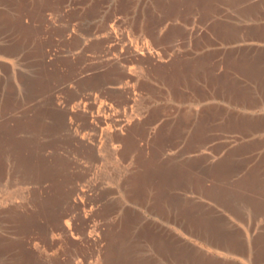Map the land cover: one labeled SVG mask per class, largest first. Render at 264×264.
<instances>
[{
	"label": "rangeland",
	"instance_id": "1",
	"mask_svg": "<svg viewBox=\"0 0 264 264\" xmlns=\"http://www.w3.org/2000/svg\"><path fill=\"white\" fill-rule=\"evenodd\" d=\"M21 1H23V6L19 9L20 11L18 7H16L17 10H14V8L12 10L11 7L5 6L0 1V10H8V14H4L0 21V128L2 126L1 123H13L16 116L22 117L25 114H34L32 113L34 101L35 104L37 103L43 109L48 107V99L44 100L46 89H44V96L39 93L41 90L35 83L37 79L36 72L44 71L48 68L49 62L43 61L45 56L55 53L51 63L52 67L58 72L61 71L71 81L76 79L74 75L77 76L81 70L93 68L94 65L99 64L95 57L101 56V54L104 56L109 50L111 52V49L113 53L119 52V48L118 46L115 47L117 44L114 42L104 37L103 40H95V43L92 37L88 36L89 33L86 32L91 29L90 24H88V18L93 16V10L98 5L103 6V10H105V14H103L104 21L107 24L116 21L117 32L125 34V38L129 41L150 43L155 48L157 47V50L167 52L169 54L168 56L166 55L167 57H170L173 51L176 50L179 51L182 59H198L199 62H203L206 65L203 71L193 72V69L190 71L182 69L181 74L171 71V74L163 76V78L158 72V79L154 76L157 75V71L154 69L150 71V74L156 80L149 77V70L145 62H138L128 53L129 55L125 54V60L129 65L131 64L129 67L131 74L135 78H139V81H130V79L124 78L121 72L115 71L112 74L114 78H123L122 83L129 81L134 86L140 87L138 94L141 100L137 106H134L135 110L133 111L137 113L140 111L143 124L145 122L149 127L157 126L159 129L161 125L160 134H164L166 129L174 127V129L170 130L171 134H166L168 138L165 140L167 142L166 151L170 153L169 155L176 158H174V162L178 161L183 165L185 163L188 167L187 170L191 171L187 172V174L184 172L183 177L181 175L175 176L172 180V183H175L172 187L173 190H168V194L167 192L163 193L161 190L158 191L159 186L157 184L160 179H152L155 182V186L150 187L149 192L152 191L150 193L157 199V204L159 203L155 214H152L146 209L150 204V196L146 195V193H139L141 196H132L128 187L131 177L135 181L138 180L139 183L141 176L139 177L135 172L138 171L139 173L140 168L146 169V161L142 160L141 157L139 161L134 160L129 154L121 151L122 155L120 153L115 155L109 148L110 136L112 137L114 133L111 132L112 130L105 129L107 127L106 124L101 123L98 128L93 129L90 121L83 116L80 110H77L76 114L71 118L80 131L87 135L97 134V138H100V140L97 139L98 145H96L95 150H90L85 146H82L83 148L78 147L66 137H56V133L60 134V131L51 133L53 130L50 125L52 123L51 118L56 115L51 110L45 111L48 117L45 113L38 114L41 119H38L37 125L19 123L17 132L23 138L30 137L27 139L32 140L33 145L35 144L33 142L34 139L38 145H34V148L37 146L38 149L35 148L37 151L42 152L48 149L51 153H54V155L52 154L51 163L55 160L58 165L56 175L64 174L60 176V179H64V185L71 187L74 184H78L83 186L86 191H89H87L86 196L89 203L87 208L93 206L94 210H98L97 208L103 207L101 206L102 201L106 202L108 200V206L111 208H109V211H111L108 212L109 217L103 213L104 208L103 211L99 209L100 213L98 211V213L96 211H93V213L94 216H97V214L101 215H98V218L92 215L93 219H91L93 221L90 223L101 224L105 222L106 218L109 221H113L120 218L123 219V217L128 221L126 224H130L127 227L130 230L128 236H131L130 238L127 236L126 241H124V245L126 244L127 248L118 244L121 248L120 251H122L120 260L121 262L123 261L122 264H220L221 259H226L222 264H252L249 254L241 249L237 253L225 257L221 254V248L216 245V241L218 236L225 237L228 235L247 241L250 234H258L264 229V0H256L257 2L255 0H241L242 2L240 0H231V2L230 0H215L214 4L210 6H197L196 8L190 6L186 11H180L179 14L175 11L162 13V10L156 6L159 0H94L93 2H90V0H44L43 12L46 13L48 21L41 20L37 15V5L34 4L32 6V0ZM60 10L63 12L62 15L58 13ZM20 14L27 18V24L31 22L28 17L32 18L34 16L32 18L34 24H29L30 26L32 25V28H27L26 34V28L22 27L19 29L18 24L15 23L16 15ZM165 14L167 15L164 16ZM191 26H194L195 30L188 35L184 30ZM67 27H76L74 35L69 34L70 28ZM63 29L67 30L63 31ZM81 38L89 39V42L84 39L86 42L85 48L78 43ZM9 47L10 50L8 51L2 50ZM124 53L126 52L123 51ZM215 73L221 76H219L220 78L218 77V80L214 76ZM183 75L186 78H183ZM146 81L155 85V88H150L143 84ZM28 88L32 89L29 90ZM154 89H156V92L152 94ZM81 90L83 89L78 88L77 84L72 82L71 88L62 89L63 93L61 92V94L67 100H73L71 104L74 107H78L82 101L81 99L86 97V91L83 90V92ZM101 91L104 92H97V96H95L98 99H96L97 104L105 100L113 104L116 110L121 111V109L127 107L128 111H130L131 104L119 102L122 98L117 92H108L107 89L106 91ZM113 92L115 93L113 94ZM28 101H30V104ZM127 115L125 119L129 118L130 113ZM195 116L203 119L204 127L202 126L201 132H195L198 123L194 119ZM192 120L195 122L192 123ZM44 121H46V124ZM162 125H166V127ZM35 126H38V128ZM50 128L51 130H49ZM142 128L144 129V127ZM142 128H140L141 131L139 132H143ZM103 129H105V132ZM158 140L162 142L164 138L161 136ZM44 141H46V144ZM0 142L3 143L1 138ZM5 152L4 154L0 153V162L1 158L6 155ZM65 160H69L68 162L71 164ZM67 163L68 166L66 165ZM63 166L65 167L63 168ZM1 168L2 164L0 163V170H2L0 171V196L5 197L8 196L9 192L7 169L4 166L3 169ZM14 169L16 170V167ZM59 169L61 170L59 171ZM5 173L6 176L4 175ZM128 175L131 176L129 177ZM44 177H46V180L52 178L48 174ZM53 179L55 180L56 178ZM23 180L27 186L32 187L41 182L42 176H39V179L35 177L34 179ZM197 181H200L201 184H197ZM99 184L100 186H98ZM97 188L100 189L98 190ZM30 190L32 193L30 198L21 197L18 199V207L20 209L30 210L36 207V195L33 189ZM152 196L151 198H153ZM162 197L165 198L163 199ZM131 198L138 203L133 205L138 207L145 217L149 218V220H159L167 226L173 225L167 220L174 221L179 218V215L182 214L181 216L183 217L186 213L187 215L185 214V216L187 218L190 217L188 220L195 222L193 228L198 231L196 236L190 237L182 234L187 241V245L175 241L171 252L169 249H161L160 251V248L153 245L150 240L144 239V232H146L145 229L148 226L144 224L145 221L139 220L140 218L131 211L133 209L127 208L124 204H131ZM258 198L262 199L263 208L261 207V212L257 216L251 215L249 214L251 207ZM113 201L114 203H112ZM160 202H163L164 205L160 204ZM115 203L117 204L116 206H114ZM26 205L28 208H26ZM178 206L186 212H178L180 209ZM222 216L225 218H222ZM9 217L7 216L6 218V215L0 216V263L28 264L27 262H18L13 256L14 250H9L16 247L15 241L22 236L16 221L11 220L12 218L9 220ZM226 217L232 218L233 221H226ZM179 219L177 221L184 226H190L187 220ZM204 222H206V225ZM203 224L204 226H202ZM76 226L79 233L88 231V221L84 219L77 221ZM200 227L201 229H198ZM177 230L178 232L181 231L179 228ZM212 230L214 231L212 232ZM251 230H253L252 233ZM14 231L19 232V235L17 232L14 233ZM238 231L239 233H237ZM238 234L240 235L239 237H237ZM35 237L38 238L35 241L40 240L46 244H44L45 247L47 246V252L40 255V258L36 261L37 264H43L44 261V264H67L66 262L69 263L75 259L87 262L93 255L92 246L82 241L78 236L76 239L60 237L55 242H51L40 233L36 234ZM40 244L42 245V243ZM127 244H129V247ZM181 248L182 251L180 252ZM3 250H5V253H3ZM7 251L11 252L7 253ZM260 253L258 255L263 257L264 263V251ZM96 258L101 264V256ZM131 258L133 262H131ZM135 260L136 263L134 262ZM36 262L31 264H36Z\"/></svg>",
	"mask_w": 264,
	"mask_h": 264
},
{
	"label": "bare ground",
	"instance_id": "2",
	"mask_svg": "<svg viewBox=\"0 0 264 264\" xmlns=\"http://www.w3.org/2000/svg\"><path fill=\"white\" fill-rule=\"evenodd\" d=\"M0 1L3 2V4L5 6L11 7V9L14 8V10L16 9V7H18V10H19L23 6V1H21V0H0ZM93 1L94 0H90V2H93ZM214 1L215 0H159L157 5L156 4L155 5L157 7H159L160 10H162V13L175 11L176 13L179 14L180 11H183V10L186 11V9L189 8L190 6L193 8H196L197 6L198 7H200V6L207 7V6L214 4ZM31 2H32V6H34V4L37 5L36 6L37 8L35 7L37 10L36 13L41 18V20L43 19L44 21H48L47 20L48 17L45 15L46 13L43 12L44 11L43 10L44 0H32ZM141 2H143V1H141ZM230 2H231V0H230ZM8 4H10V5H8ZM93 7H95V6H93ZM103 8H104L103 6L98 5L93 10V13H92L93 16L88 18V21H89L88 24H90L91 29H89L87 27L89 29V31H86V32L89 33L88 36L92 37L94 42H95V40H99V39L103 40L104 37L106 39L114 42L115 44H117L115 47L118 46L119 52L113 53L112 49H111V52L109 50L106 55L102 56V54H101V56L95 57L96 60L99 62V64L94 65L93 68H88V69L86 68V70L83 69V71L81 70L77 76L74 75V77L76 79H74V80L72 79L71 81H70V79L68 80L65 77V75H63V73L61 71L58 72L57 70H55L52 67L53 65H51V63H52L53 57L55 56L54 55L55 53L54 54L50 53L49 55L45 56L43 61L49 62L48 68H46V70H44V71L40 70V71L36 72V74H37L36 78L37 79L36 80L33 79V80H35L36 85L39 86V88L41 90V92H39V93H42V95H44L46 93V96L44 95L45 96L44 100H46V98L48 99V107H47L48 109L46 107H44V109H45L44 110L37 103L35 104V101H34V103H33L34 110L32 111V113H34V114H32V115L25 114L22 117L16 116L13 123H11V122H7L6 124L1 123L2 126L0 128V138L3 141V143L0 142V153L4 154V151H6L5 152L6 155L3 156L1 154L3 157L1 158L0 163L2 164L1 169H3V166L7 169V178H8L7 185L9 187V192H8V196H5V197L0 196V216L6 215V218H7V216H10L8 219L10 220V218H12L11 220H13V221L15 220L17 227L19 228V230L22 233L23 237L21 236V238L20 239L18 238L16 241L14 239V241L16 242V245H15L16 247L14 249H9L11 251L14 250V254H13L14 258L16 260H18V262H21V263H26V262L28 264H31L32 262L35 263L40 258L41 254H44L47 252V246L45 247L46 244L44 242H41L40 240L35 241L38 239L37 238L38 236L35 237V235L40 233L41 235L45 236V238L49 239L51 242L57 241L60 237L61 238L65 237L68 239H76L78 236V237H80V239L82 241H84L87 244H90L92 246L93 255L89 261L84 262L82 260H76L75 259L72 262H69V263L66 262L67 264H100V262H98V260L96 258L98 256H101V259H102L101 264H122L123 261L122 262L120 261L121 260V253H122V251H120V249H121L120 246L123 247L126 245V244L124 245V241H126L127 236L129 235L130 230L127 227L130 224L126 225L128 223V221H126L123 216H122L123 219L120 218V219L113 220V221L112 220L109 221V219L105 217L106 218L105 222L101 223V224L100 223H90L93 221L92 220L93 219L92 217L94 216L93 211H96V212L98 211L100 213L99 209H101L103 211V208H104L103 213L109 217L108 212H110L111 210L109 211L110 207L108 206V203H109V202H107L108 200L106 202L102 201L101 206H103V207L97 208L98 210H94L93 206L92 207L90 206L89 208H87V206L89 204L88 198H86L88 190L86 191L83 188V186H79L78 184H74L71 187H69L66 184L64 185V183H63L64 179H60V176H62L64 174H62V175L60 174L59 176L56 175V170L58 169V167H57L58 165L56 164L55 160L51 163L54 153H51V151L48 149L46 151H42V152L37 151L36 149H38L37 148L38 145H37L36 141H34V139H33V142H35V144L37 145L35 147L36 149L34 148L35 144L34 145L32 144V140L27 139L30 137H27V138L24 137L23 138L17 132L18 131L17 128H18L19 123H24V124H28V125L29 124L30 125L36 124L39 121L38 119H41L40 116H38V114H44L45 113V115H46L45 111L51 110L52 112H54L57 115V116L54 115V116H56L55 118H54V116H53V118H51L52 123L50 125L53 127V130L51 133L56 132V131H60V134L56 133V137H58V136L59 137L62 136L63 138L66 137L67 139L72 141V143L74 145H76L78 147L85 146V147H88V149H90V150L96 149V145H98L97 139L100 140V138H97V134H93V135L88 134L87 135L84 132L80 131L78 129L79 127L76 126V124L72 121L71 118L76 114L75 112L77 110H80L82 112L83 116L86 117L90 121L93 129L98 128V126L101 123L106 124L107 127L105 129L112 130L111 132L114 133V135L112 137L110 136V147H109V145H108V147L110 148V150L115 155L119 154L121 151L122 153L124 152V153L129 154L134 160L139 161V159L141 157L142 160L146 161L147 164H145V165L147 168L146 169L140 168L139 173H138V171L135 172L136 175H138L139 177L141 176L139 178L140 179L139 183H138L137 179H136L137 181H135L133 179V177H131L132 179L129 180V183H128L129 186L128 187H129L130 195H132V196H135V195L138 196L139 193H144V194L146 193V195L150 196L149 197L150 204L148 207H146V209L152 214H155V212H156L155 210H157V206L159 204V203L157 204V199H155L152 196V194L150 193L152 191L149 192V190H150L149 188L152 186H155V184H154L155 182H153L152 179L153 178L154 179L155 178L160 179V182H158V184H157L159 186L158 191L161 190L163 193L167 192V194H168V190L172 191L173 190L172 187L175 184V183L174 184L172 183L173 178H175V176L177 177V175L178 176L181 175L183 177L184 172L187 174V172L191 171V170H189V171L187 170L188 167L185 165V163L183 165V164H180L181 162L180 163L178 161L174 162L175 157H172L171 155H169L170 153H167V151H166L167 150V142L165 140L168 139L166 134L170 133L171 132L170 130L174 129V127L168 128V129H166L164 134L163 133L160 134L161 133L160 132L161 125H160V129H159V127H157V126L151 128L145 122L143 124L142 123L143 121L141 118L142 114H140V111L138 113L133 111V110H135L134 106H137L141 100V97L138 94V90L140 87L134 86L129 81L126 83H122L123 78L122 79L114 78L112 76V74L115 73V71L121 72L123 74L124 78L130 79V81L131 80L139 81L138 80L139 78H135L131 74V71L129 68L131 66V64L129 65V63L125 60V54H127V55L130 54L136 60H138V62L139 61H143V63L145 62L147 64L146 67L149 70V75H150L149 77H151V78H154V77L151 76L150 71L156 69L157 75H154V76L157 79H158V72L161 74V76L163 78V76L171 74L170 73L171 71H176V72H178L177 74H179V73L181 74L182 69H187L188 71L193 69L194 70L193 72H195V71L198 72L200 70L203 71L204 67L206 65L203 62H199L197 58H196L197 60H195V59H188V60L182 59L179 51H176V50L173 51V53L170 55V57H167L169 55L167 52L157 50L156 49L157 47L155 48V46L150 44V43H138V42L134 43L132 40L129 41L127 38H125V34H123V33L119 34L117 32V29H116L117 28V22L116 21H114L113 23H110V24L109 23L107 24V22L104 21L105 18H104L103 14H105V10H103ZM58 13H60L61 15L63 14V12L61 10ZM4 14H8V10H5V9L0 10V21H1V18L4 17L3 16ZM166 15L167 14H165L164 16H166ZM32 18H34V16ZM32 18L28 17V19L31 21L30 23L28 22L29 24L33 23ZM38 20H39V18H38ZM15 21H16L15 23L18 24L19 29H21L22 27L26 28L25 34H26V31L28 30L27 28H30L32 26V25L30 26L29 24L26 23V21H28L27 18L24 16H21V14L16 15ZM39 22H40V20H39ZM42 23H44V22H42ZM73 27L72 28L67 27V28H70L69 34L74 35V29H76V27L75 28H73ZM66 30L63 29V31H66ZM193 30H195L194 26H191V27L185 28L184 32L189 35V34H192L194 32ZM32 32H33V29H32ZM84 39L89 42L88 38L87 39L81 38V39H79V42H78L79 45L81 44L83 48H85V46H86V42L84 41ZM13 47H15V46H13ZM115 47H113V48H115ZM15 49H17V48H15ZM103 49L105 50L104 47H103ZM106 49H108V48H106ZM2 50L8 51V50H10V47L8 49H2ZM123 51H125L126 53L123 54ZM82 53H84V52L82 51ZM165 53H167V54H165ZM130 60H132V59H130ZM89 67H92V66H89ZM209 73H210V71H209ZM74 74H77V73H74ZM174 76H175V74H174ZM214 76L216 77L217 80L221 77L218 73H215ZM156 78H154V79H156ZM183 78H186V76L183 75ZM72 82L77 84L78 88H81V89L86 91V95H85L86 97H83V99H81L82 101H81V103H79L78 107H74L71 104V102L73 100L70 99L71 100L70 101L68 99L69 100L68 101L61 94V92L63 93L62 89H66V88L70 89L71 88ZM181 82H182V80H181ZM188 83H190V82H188ZM143 84H145L147 87L149 86L150 88H155V85H153L149 81L148 82L146 81ZM171 86H173V85H171ZM25 88H27V87H25ZM28 89L30 90L32 88H28ZM44 89H46L45 93H44ZM106 89L108 90V92H110V91L117 92V94L122 98L121 101H119V102H121V103L126 102L127 104H131L130 105L131 107L129 109L130 111H128L127 107L121 109V111L116 110V109H114L113 104H111L110 102H106L105 100H104V102L102 100L101 102H99V104H97L96 102L98 99L95 97V96H97V92L103 93L104 91H101V90L106 91ZM83 90H81V91H83ZM155 90L156 89L153 90L152 94H154L156 92ZM115 92H113V94ZM26 96H29V95L27 94ZM34 96H33V98H34ZM31 97H28V98H31ZM80 98H82V97H80ZM34 100H36V99H34ZM28 103L30 104V101H28ZM3 108H5V107H3ZM37 110H39V111H37ZM5 111H6V109H5ZM128 113H130V116L128 119H125L128 116L127 115ZM22 114H24V113H22ZM199 114H201V113H199ZM49 116H50V114H49ZM199 118L197 116L194 117V119L198 121L195 132H198V131L201 132V128L203 126V123H202L203 119L200 118L201 119L200 120ZM186 121H188V120H186ZM45 122L46 121H44V123ZM193 122H195V121L192 120V123ZM165 124H167V123H165ZM40 125H38V126H40ZM42 125H44V124L42 123ZM38 126H35V127L38 128ZM162 126L166 127V125H162ZM174 126H175V124H174ZM142 127H144V129ZM51 128L49 130H51ZM101 128H102V126H101ZM140 128L143 129L142 130L143 132H139V131H141ZM105 129H103L104 132H105ZM193 129H194V127H193ZM27 130H25V131H27ZM178 131H180V130H178ZM181 132H182V130H181ZM96 133H97V131H96ZM178 133H180V132H178ZM49 136H52V135H49ZM103 136H104V134H103ZM161 136L164 138V140H162V142L159 141L162 138L158 140V138ZM169 137L171 138V136H169ZM39 138H40V136H39ZM158 141H159V143H158ZM45 142L46 141H44V143ZM64 142H63V144H64ZM160 142H161V144H160ZM118 143H119V145H117ZM70 145H71V143H70ZM74 145H72V146H74ZM119 146H120V148H119ZM55 151H56V149H55ZM77 151H78V149H77ZM55 155L60 157L57 154H55ZM60 155H62V154H60ZM118 156H120V155H118ZM63 158H65V157H63ZM57 159H56V161H57ZM142 160H140V161H142ZM47 161H48V163H46ZM65 161H67V160H65ZM68 163H70V162H68ZM68 163L66 164L67 166H68ZM73 163L74 162L72 161V164ZM133 163H135V162H133ZM61 165H59V166H61ZM17 166H18V169H17ZM141 166H139V167H141ZM15 167H16V170L14 169ZM64 167L65 166H63V168ZM60 170L61 169H59V171ZM62 170H64V169H62ZM0 171H2V170H0ZM68 172H70V171H68ZM90 172H92V171H90ZM72 173H74V172H72ZM190 173H192V172H190ZM47 174L52 176V178L46 180L45 179L46 177H44V176H47ZM81 174H82V172H81ZM87 174H89V173H87ZM4 175L6 176V173ZM72 175H74V174H72ZM133 175H135V174H133ZM39 176H42V180L37 185L29 187L24 183L23 179H32V178L34 179L35 177L39 179ZM90 176H92V175H90ZM93 176H94V174H93ZM128 176L130 177L131 175H128ZM138 176H136V177L138 178ZM253 176H254V174H253ZM53 178H56V179L54 180ZM89 179H91V178H89ZM35 181H33V182H35ZM65 182H66V180H65ZM96 182H97V180H96ZM75 183H76V181H75ZM90 183H92V182H90ZM93 183H94V181H93ZM123 184H126V183H123ZM197 184L200 185L201 184L200 181H197ZM98 186H100V184ZM67 187H68V189H67ZM87 188H88V186H87ZM30 189H33V192L36 195L35 199L37 200V203H35V204H37V205L34 204L36 207L34 209H30V210L20 209L18 207L19 206L18 199L21 197L30 198V196L32 194ZM90 190H92V189H90ZM101 191H103V190H101ZM110 191H111V189H110ZM125 191H126V189H125ZM167 194H165V195H167ZM105 196H106V192H105ZM139 196H141V195H139ZM151 196L153 198H151ZM162 198L164 199L165 197H162ZM176 198H178V197H176ZM102 200H103V198H102ZM134 200H132V198H131V201H132L131 204L132 205L129 203H124V204L126 205L127 208L133 209L131 211L134 212L136 214V216H138V218H140L139 220L145 221L144 224L146 226L147 225L148 226L147 227L144 226L147 229H145L146 232H144L143 237H144V239H148V241L150 240L151 243H153V245L160 248V251H161V249H169V251L171 252V250L173 249V246H174L173 244L175 241H179V242H182V244L185 243L187 245V241L184 239L183 235L190 236V237L196 236V232H198V231L193 228V226H195L194 225L195 222L192 220H188V218H190V217L187 218L185 216L186 211L184 212L181 209V207L178 206L181 209V210L179 209L178 212L183 211L185 214L182 217L181 216L182 214L179 213V214H181V215H179V218L183 221L187 220L189 222L188 224H190V226H187V225L184 226L183 224L178 222L177 220L179 218H176V220H174V221L167 220V222L173 223V225H170V226L169 225L167 226L164 223H161L159 220H156V219L149 220V218H147L143 215L142 211L138 207L134 206V205L138 204ZM118 201L120 202V200H118ZM166 201H167V199H166ZM181 202H180V204H181ZM112 203H114V201ZM24 204H26V203H24ZM160 204H163V202H160ZM176 204H177V201H176ZM176 204H173V205H176ZM116 205L117 204L115 203L114 206H116ZM262 205H263V201L261 198H258L257 200H255L253 206L251 207L249 214H251V215L254 214L255 216H257L261 212V207L263 208ZM26 208H28V206ZM112 208H113V206H112ZM166 214H164V215H166ZM98 215H101V214H97V216ZM172 215H174V214H172ZM97 216L95 215L94 217H97ZM188 216H189V214H188ZM165 217H167V216H165ZM177 217H178V215H177ZM223 217L224 216H222V218ZM80 219L81 220L84 219V220L88 221V231L86 230V231L79 233L78 228L76 226V222L79 221ZM130 221H132V220H130ZM130 221H129V223H130ZM226 221L231 222V221H233V219L226 217ZM52 224H54V225L52 226ZM191 224H192V226H191ZM204 224L206 225V222H204ZM204 224L202 226H204ZM117 225H119V226L117 227ZM186 227H189V228H186ZM198 227H199V224H198ZM207 227H208V225H207ZM207 227H206V230H207ZM177 228H179L181 230V231H179L180 233L178 232ZM7 229H8V227H7ZM198 229H201V227ZM141 231H143V230L141 229ZM200 231H202V230H200ZM213 231L214 230H212V232ZM252 231L253 230H251V233H252ZM15 232H17V231H14V233ZM210 232H211V230H210ZM237 233H239V231ZM17 234L19 235V232H17ZM227 234H229V233H227ZM235 235H236V233H235ZM130 236H128V237L130 238ZM239 236L240 235L238 234L237 237H239ZM209 237H210V235H209ZM4 238H5V236H4ZM212 238H214V237H212ZM7 239H8V237H7ZM4 240L6 241V239H4ZM12 240H13V238H12ZM10 241H11V239H10ZM40 243H42L43 246ZM122 243H123V245H122ZM216 243H217L216 245L219 248H221V250H220L221 254H223L225 257H227L228 255H233L234 253H237L239 249H241L245 253L249 254L250 259L252 261V264H264L263 263V257H261V256H260L261 258L259 257V255L261 254L260 252L264 251V248H263L264 247V229H263V231L259 232L258 234H256V233L250 234L249 239L247 241L241 240L240 238L237 239L235 237H230L228 235L225 237H221V236L219 237L218 236V240L216 241ZM2 245H4V244H2ZM9 245H10V243H9ZM127 245L129 247V244H127ZM184 245H183V247H184ZM155 249H157V248H155ZM4 251L5 250H3V253H5ZM11 251H7V253L11 252ZM124 251L126 252V250H124ZM181 251H182V248L180 249V252ZM176 252H178V251H176ZM183 253L186 254L184 251H183ZM179 256H181V255H179ZM3 257H4V255H3ZM8 257H10V256H8ZM50 258H51V256H50ZM128 258H130V257H128ZM131 260H132V258H131ZM54 261L56 263L55 259H54ZM131 262H133V260ZM134 262L136 263V260ZM44 263H45V261H44ZM36 264H37V262H36Z\"/></svg>",
	"mask_w": 264,
	"mask_h": 264
},
{
	"label": "crops",
	"instance_id": "3",
	"mask_svg": "<svg viewBox=\"0 0 264 264\" xmlns=\"http://www.w3.org/2000/svg\"><path fill=\"white\" fill-rule=\"evenodd\" d=\"M226 259H221L220 264H222L223 262H225Z\"/></svg>",
	"mask_w": 264,
	"mask_h": 264
}]
</instances>
